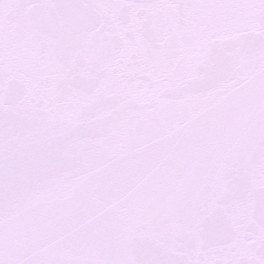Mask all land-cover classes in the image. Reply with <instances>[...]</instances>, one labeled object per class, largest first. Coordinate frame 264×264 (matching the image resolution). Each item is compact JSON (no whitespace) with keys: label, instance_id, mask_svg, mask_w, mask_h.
<instances>
[{"label":"snow or ice","instance_id":"1","mask_svg":"<svg viewBox=\"0 0 264 264\" xmlns=\"http://www.w3.org/2000/svg\"><path fill=\"white\" fill-rule=\"evenodd\" d=\"M0 264H264V0H0Z\"/></svg>","mask_w":264,"mask_h":264}]
</instances>
